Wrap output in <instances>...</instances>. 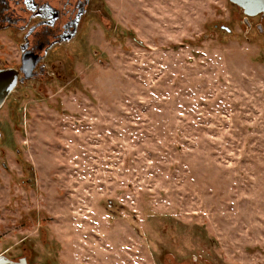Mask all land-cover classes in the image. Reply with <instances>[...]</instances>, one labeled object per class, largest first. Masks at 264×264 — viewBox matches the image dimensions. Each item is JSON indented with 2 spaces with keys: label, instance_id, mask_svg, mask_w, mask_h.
Here are the masks:
<instances>
[{
  "label": "rangeland",
  "instance_id": "1",
  "mask_svg": "<svg viewBox=\"0 0 264 264\" xmlns=\"http://www.w3.org/2000/svg\"><path fill=\"white\" fill-rule=\"evenodd\" d=\"M95 3L0 106V254L264 264V34L228 0Z\"/></svg>",
  "mask_w": 264,
  "mask_h": 264
},
{
  "label": "flooded vegetation",
  "instance_id": "2",
  "mask_svg": "<svg viewBox=\"0 0 264 264\" xmlns=\"http://www.w3.org/2000/svg\"><path fill=\"white\" fill-rule=\"evenodd\" d=\"M96 1L0 0V34L3 36L0 69H14L19 77L28 74L24 81L17 82L7 99L28 82L45 83L51 78L58 68L54 62L57 59L55 52L76 40L84 22L94 12ZM246 19L243 24L247 33L254 30L264 34V17L258 14ZM5 256L13 261L24 259L26 264H37L25 255L14 259Z\"/></svg>",
  "mask_w": 264,
  "mask_h": 264
},
{
  "label": "water",
  "instance_id": "3",
  "mask_svg": "<svg viewBox=\"0 0 264 264\" xmlns=\"http://www.w3.org/2000/svg\"><path fill=\"white\" fill-rule=\"evenodd\" d=\"M229 3L235 5L239 12L244 15L243 21H247V17L260 14L264 17V0H228ZM228 31L225 26L221 27ZM25 69V68H24ZM23 69V70H24ZM28 78V74L25 73L23 77H19V74L14 69H0V106L7 99L6 97L12 92L17 85V82H22ZM0 264H26L24 259H18L13 261L5 255H0Z\"/></svg>",
  "mask_w": 264,
  "mask_h": 264
}]
</instances>
